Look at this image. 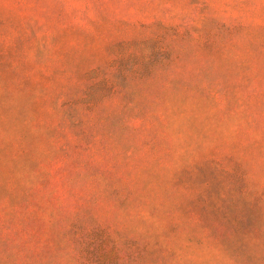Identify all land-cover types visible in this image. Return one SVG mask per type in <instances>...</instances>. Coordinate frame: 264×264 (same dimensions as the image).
Here are the masks:
<instances>
[{
	"label": "rangeland",
	"instance_id": "374dc122",
	"mask_svg": "<svg viewBox=\"0 0 264 264\" xmlns=\"http://www.w3.org/2000/svg\"><path fill=\"white\" fill-rule=\"evenodd\" d=\"M0 264H264V0H0Z\"/></svg>",
	"mask_w": 264,
	"mask_h": 264
}]
</instances>
